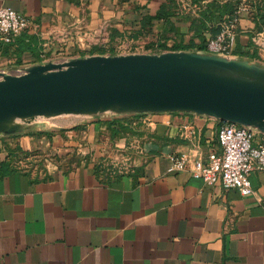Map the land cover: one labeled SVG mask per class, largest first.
Segmentation results:
<instances>
[{
	"label": "crops",
	"instance_id": "crops-1",
	"mask_svg": "<svg viewBox=\"0 0 264 264\" xmlns=\"http://www.w3.org/2000/svg\"><path fill=\"white\" fill-rule=\"evenodd\" d=\"M169 0H0L32 18L15 42L0 41V72L80 53L105 30L110 42L145 26L133 44L151 53L208 52L196 21L165 14ZM240 19L236 51L264 63V42ZM124 38V39H125ZM146 47V46H145ZM69 56V57H73ZM38 118L0 134V264H264V171L253 192L209 185L170 156L206 158L220 122L181 111ZM71 117V118H69ZM255 143H264L257 130Z\"/></svg>",
	"mask_w": 264,
	"mask_h": 264
},
{
	"label": "water",
	"instance_id": "water-1",
	"mask_svg": "<svg viewBox=\"0 0 264 264\" xmlns=\"http://www.w3.org/2000/svg\"><path fill=\"white\" fill-rule=\"evenodd\" d=\"M181 111L264 133V65L210 52L74 57L0 72V134L38 118Z\"/></svg>",
	"mask_w": 264,
	"mask_h": 264
},
{
	"label": "built area",
	"instance_id": "built-area-1",
	"mask_svg": "<svg viewBox=\"0 0 264 264\" xmlns=\"http://www.w3.org/2000/svg\"><path fill=\"white\" fill-rule=\"evenodd\" d=\"M177 12L198 15L201 6L192 0H177ZM228 22L221 24V31L209 37L206 49L210 53L227 56L237 40L241 9ZM34 26L32 18L9 6L0 5V41L11 44ZM145 47V46H144ZM151 53V51H143ZM257 130L251 126L221 122L217 137L219 148L209 151L206 158L190 159L187 154L170 156L169 173L188 169L192 176L209 185L219 183L224 189H237L243 196L253 192L250 174L264 171V143H255Z\"/></svg>",
	"mask_w": 264,
	"mask_h": 264
},
{
	"label": "rangeland",
	"instance_id": "rangeland-1",
	"mask_svg": "<svg viewBox=\"0 0 264 264\" xmlns=\"http://www.w3.org/2000/svg\"><path fill=\"white\" fill-rule=\"evenodd\" d=\"M234 3V5H232ZM264 9V0H219L217 2V5L212 6L210 16H214L215 18L219 19L221 24L228 22L230 19L235 17L237 11L241 9V18L243 16H247L248 19L254 24L251 28V36L260 39V43L264 42V27L262 29L257 28L255 26V23L253 21V14L258 12L259 9ZM252 10L255 12H252ZM240 18V19H241ZM240 23V22H239ZM264 23H262L263 25ZM261 25V26H262ZM221 28V26H220ZM239 28V26H238ZM237 28V35L238 33ZM97 36L93 37L92 40H88L90 44H84L82 45V49L80 53L85 56L94 55V54H102V55H113V54H127V53H136V52H143V51H152L150 48H146V44H133L132 41H128V39H120L116 41L110 42L107 38V34L105 33V30L101 29ZM208 51L207 49H205ZM148 53V52H147ZM208 53V52H207ZM78 53H67L66 55L61 54L55 60H51L54 62H62L65 60H69L71 58H74ZM73 56V57H69ZM227 57L231 58H245L249 59L250 61L260 63L264 65L263 62H259L255 60L254 58L257 57V54H253L251 56H248V54H244L242 52L236 51V44H234L233 51L227 55ZM21 72V71H20ZM20 72H13V74H18ZM71 118V117H69ZM47 122H55V123H66L65 117H59L54 119H48L45 120Z\"/></svg>",
	"mask_w": 264,
	"mask_h": 264
},
{
	"label": "trees",
	"instance_id": "trees-1",
	"mask_svg": "<svg viewBox=\"0 0 264 264\" xmlns=\"http://www.w3.org/2000/svg\"><path fill=\"white\" fill-rule=\"evenodd\" d=\"M218 1L219 0H192L194 4H198L201 6L200 10L198 11V15H195L192 12H185V13L177 12V9L179 8V4L177 0H169L167 4L161 7L160 11L155 16H152V18L153 19L162 18L166 16L165 14L167 13L171 14V12L173 11L172 14L174 16L179 15V16H182L183 18L187 17V18H190L191 20L196 21V23H198V25L201 27V31H209L211 35L210 37H214L221 31V28H220L221 22L219 19L215 18L214 16H210V12H211L210 9H212V6L217 5ZM232 5H234V3H232ZM252 12L254 11L252 10ZM253 15H254L253 21L255 23V26H257V28L259 29H262V27H264V24L262 25V23H264V9L262 8L259 9L258 12H256ZM144 27L145 26H143V28L135 32H130L129 34H126L125 36L129 37L130 39L136 40L141 35H143V33H145L143 30H145L146 28ZM119 36H122L123 39L125 38L123 34H120ZM18 38L16 40H18ZM207 40H205V37H204V41H206V43L200 45L201 49L206 48ZM154 45L155 44H147L146 48L148 49L154 48L155 47Z\"/></svg>",
	"mask_w": 264,
	"mask_h": 264
}]
</instances>
